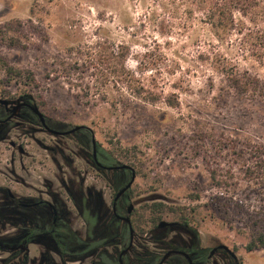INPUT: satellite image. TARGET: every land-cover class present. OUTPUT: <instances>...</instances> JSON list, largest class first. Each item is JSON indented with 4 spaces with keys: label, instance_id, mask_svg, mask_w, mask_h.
<instances>
[{
    "label": "rangeland",
    "instance_id": "rangeland-1",
    "mask_svg": "<svg viewBox=\"0 0 264 264\" xmlns=\"http://www.w3.org/2000/svg\"><path fill=\"white\" fill-rule=\"evenodd\" d=\"M154 1L0 0V98L25 96L51 120L90 128L118 164L132 167L130 203L144 232L157 234L159 221L179 222L184 216L203 247L223 245L238 264H264V248L245 250L253 235L264 231V59L241 52L232 35L210 41L218 52L211 60L207 44L196 41L210 40L200 25L190 36H158L150 17L163 12ZM257 23V31L264 32V0ZM119 45L127 47L125 68L145 86L155 83L164 96H176L175 105H153L117 91L111 73L119 67L117 59L101 58L100 65L86 68L90 56L105 50L117 56ZM147 51L152 53L143 57ZM75 62L83 75L67 79ZM96 67L110 79L99 90L91 78ZM223 70L239 74L251 92L229 87ZM28 137L13 131L9 141L26 144L41 174L50 176L51 161L39 147L57 141L45 134ZM63 143L76 153L74 143ZM0 167L2 172L4 162ZM88 179L97 185L92 170ZM104 193L108 200L107 186Z\"/></svg>",
    "mask_w": 264,
    "mask_h": 264
},
{
    "label": "flooded vegetation",
    "instance_id": "flooded-vegetation-1",
    "mask_svg": "<svg viewBox=\"0 0 264 264\" xmlns=\"http://www.w3.org/2000/svg\"><path fill=\"white\" fill-rule=\"evenodd\" d=\"M13 131L23 137L45 134L57 141L39 147L51 161L52 173H46L50 176L41 174V164L26 144L17 138L18 144L9 141ZM66 139L74 143L76 153L63 147ZM4 142L8 146L0 148V264H238L223 245L203 247L196 233L180 225L156 228L157 234L152 229L144 232L130 203L134 182L126 189L131 170L120 168L128 165L118 164L90 128L51 120L28 97H4ZM90 170L97 185L89 182ZM172 229L180 232L171 235ZM148 241L153 248L146 246Z\"/></svg>",
    "mask_w": 264,
    "mask_h": 264
},
{
    "label": "trees",
    "instance_id": "trees-1",
    "mask_svg": "<svg viewBox=\"0 0 264 264\" xmlns=\"http://www.w3.org/2000/svg\"><path fill=\"white\" fill-rule=\"evenodd\" d=\"M154 3L163 12L162 15H152L150 17V20L154 22V29L158 36L163 38H171L173 35L190 36L196 30V26L200 25L202 29L205 28V30H208L207 36L210 40L197 38L198 40L196 41H200L198 42L200 44L201 41H204L203 44H207L210 49L206 50V52L211 60L215 58L218 52L214 53L210 41L214 38L217 42L221 43L232 35L238 38L237 41L241 52L257 57L260 60L264 59V32L257 31V16L260 0H155ZM126 51V46L119 45L117 56L109 51V49L105 50L103 55L101 54L97 57L90 56L86 61V68L90 69L95 65H100L99 61H101V58L109 59L111 57L117 59L119 61V67L114 72H111L115 75V78H112V83L115 85L117 91H125L129 95L153 105L160 102H165L168 106L175 105L177 103L175 101V99L177 100L176 96L174 97L173 94L164 96L162 91L157 90L155 83H153V86H145L140 79H137L125 68L124 60ZM150 53L152 52L147 51L143 57L148 58ZM198 57L203 58L202 51L198 53ZM106 63L109 64L108 60H106ZM138 63L139 65L142 64L140 60H138ZM102 64H104V61ZM74 65L75 68L73 71L71 72L70 70L67 72V79L70 76L81 79L83 74L80 73V70L82 67L78 65V62H75ZM211 66L215 70L220 69V66H216L215 62ZM98 67H96V72H93L91 75V78H94L92 85H94V88L96 87L95 90L101 89L102 84L110 81L107 76L103 77L104 73L100 72ZM222 75L225 78L226 84L237 92H251L242 83L239 74L223 70ZM255 81L257 80L255 79ZM90 90L91 88H87L88 92ZM170 97H174V100L170 99ZM121 99L122 97H119L112 101V105L117 104ZM159 209L155 207L154 210L158 212L160 211ZM178 221L176 222L178 225L195 233V230L189 226L190 221L187 217L182 216ZM263 248L264 231H259L253 235L252 240L245 246L247 252Z\"/></svg>",
    "mask_w": 264,
    "mask_h": 264
},
{
    "label": "water",
    "instance_id": "water-1",
    "mask_svg": "<svg viewBox=\"0 0 264 264\" xmlns=\"http://www.w3.org/2000/svg\"><path fill=\"white\" fill-rule=\"evenodd\" d=\"M34 112L38 114V116H39V118H40L41 120H43L41 114L37 111V109H34ZM120 168H122V169L127 168V169H130L131 172H132V174H131V179H130V181H129L127 187H126V189H127V188H129V187L131 186V184H132V183L134 182V180H135V172H134V170H133L132 168H130V167H128V166H122V167H120ZM129 211H130V210H129ZM177 225H178V223H176V222H165V221H160V222L157 224V229H162V228H165V227H175V226H177ZM223 248L226 249L228 252H230V254H232V255L234 256V254H233V253H232L227 247L223 246Z\"/></svg>",
    "mask_w": 264,
    "mask_h": 264
}]
</instances>
